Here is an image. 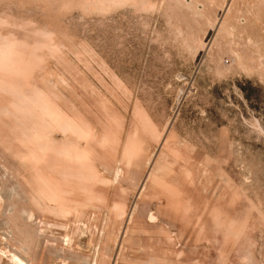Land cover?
Segmentation results:
<instances>
[{
    "label": "rangeland",
    "instance_id": "obj_1",
    "mask_svg": "<svg viewBox=\"0 0 264 264\" xmlns=\"http://www.w3.org/2000/svg\"><path fill=\"white\" fill-rule=\"evenodd\" d=\"M0 264H264V0H0Z\"/></svg>",
    "mask_w": 264,
    "mask_h": 264
}]
</instances>
